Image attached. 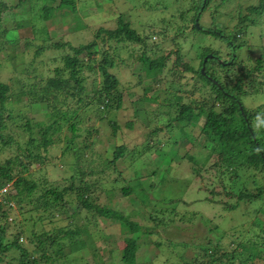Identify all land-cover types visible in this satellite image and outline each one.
Wrapping results in <instances>:
<instances>
[{"label":"rangeland","instance_id":"rangeland-1","mask_svg":"<svg viewBox=\"0 0 264 264\" xmlns=\"http://www.w3.org/2000/svg\"><path fill=\"white\" fill-rule=\"evenodd\" d=\"M5 1L10 5L11 14L1 21L2 28L8 30L17 28L18 39L11 48L12 43L7 44L6 52L13 49V58L6 57V52L0 53V82L9 84L8 101L5 105L15 110L17 115L19 111H24L27 115L43 119L41 114L37 115L32 109L24 108L28 102H32L31 94H27L20 101L16 100L14 94L23 90L39 89L52 77H56L55 69L64 67L63 57L67 51L64 48H58L54 45L55 43L61 41H71L74 45L87 43L94 39L100 27L116 28L120 15L130 21L132 27L147 38L148 43L147 51L142 44L128 41L124 43L112 41L106 46L108 53L116 58L117 67L110 70L117 75L120 82L119 90L123 96L122 106L110 115L118 122L120 128L113 131L101 121V118H106V115L101 116L99 113L92 112V121L81 122L82 129L76 138L72 137L74 143L71 148L64 150L68 145L66 139L71 137L65 127L61 136L64 138L60 144L50 146L51 161H46V163L50 162L47 167L42 168L44 164H32L30 170L34 178L43 180L47 177L49 184H53L54 187H63L71 183L70 177L75 174V182H78L82 176L96 183L97 188L100 186L99 190L108 188L110 191L106 192L105 200L100 198L99 202L106 206L107 201L112 198L110 202L114 208L118 209L117 215L124 214L130 220L139 222L142 228L139 232L136 258V261L140 262L138 264H181L194 257H202L206 263L212 264L206 256H203L202 250L213 244H221L222 249L219 253H224L234 250L236 246L249 245L254 238L264 239V196L254 202L248 199L242 200L235 209L228 207L227 203H234L236 198L226 195L224 187L228 191L241 187L246 175L231 180L228 174L217 173L214 168L217 154L212 153L209 158L210 148L204 146L206 137L200 129L203 118L198 125L191 128L182 122L174 121L172 125L169 124V120H174L180 113L183 103L198 106L204 102H210L211 96L207 87L206 95L193 88L192 85H200V80L191 78L193 73L185 71L182 65H176L177 55L180 53L183 61L190 62L197 68L202 44L227 49L225 39L217 41L211 36L212 34H199L192 30L194 25L192 18L195 15L193 5L200 0H178L169 10L166 9L167 2H171L170 0H160L159 5L156 3L157 0L147 2L144 0H78L77 15L81 13L85 16L82 19L85 26L77 29L75 23L77 15L69 16L61 13L63 10L59 9L57 13H61L60 17L44 22L50 39L49 44L38 37L34 30L35 25L30 22L24 25L30 18L28 13L30 0H23V4H19L20 0ZM259 1L212 0L206 13L201 16L199 24L206 29L218 27L228 32L227 34L233 35L232 33L237 30L236 26L241 23V18L250 13L249 6ZM43 2L59 4V0ZM257 20V23L245 21L246 28L240 34L238 41L243 46L233 53V55L237 53L238 57L251 68L257 64L258 58H262L264 53V13ZM162 23L167 24L166 29ZM179 28L184 29L185 33L182 34ZM3 34L0 33V35ZM186 37L187 42L183 44ZM171 38H175L174 44L170 43ZM28 40L31 41L29 44ZM37 44L52 45V47L41 54H36ZM161 44L162 46L159 47ZM143 52L153 57L166 55L167 64L158 81L145 77L146 73L140 60ZM141 74L142 77H140ZM184 74L187 76L183 77ZM84 75L89 92L94 93L99 85L100 76L97 75L98 84H96L95 76H90L88 70H84ZM149 84L152 86V91L145 93V87ZM179 84L182 85L181 90ZM252 92L253 95L244 98V103L248 107L255 108L264 102V96L255 93L254 90ZM176 94L181 95L183 99L180 102L175 100L173 105H169L165 99L172 98ZM75 102L76 99L72 98L63 103L58 101L56 107L66 109L68 107L66 105L69 104L74 108L77 105ZM84 106L85 104L82 107ZM218 107V109L221 108L219 105ZM83 115L84 112H81L80 117L82 118ZM261 120L257 121V124L261 123L258 127L259 136L264 143V135H262L264 116ZM21 121L23 120H18V122ZM129 122L133 127L128 126ZM90 126L94 128V131L88 133L86 129H90ZM153 131L157 134H152ZM29 136V133L21 131L16 134L14 139L17 140L14 144L0 151V162H6L19 145L22 147V143L17 142L26 140ZM122 144L127 145L128 152L117 162L119 173L111 169L102 174L97 172L88 175L90 170L86 169L88 172L81 174V169L88 168L89 165L95 170L104 171L108 165L106 160L112 158L114 148ZM82 147L85 148V152L83 162L80 164V160H76L82 154L80 153ZM130 151L134 154L131 162L128 155ZM21 159L25 161L24 154H21ZM74 161L76 164L72 165ZM24 173L28 174L27 171ZM238 174H241L240 171ZM117 178L121 180L117 181ZM256 180L257 183H247V188L252 193L257 192L258 186L264 185V176L261 173ZM126 184L131 187V191L130 194L123 195L121 186ZM99 190L96 191L99 192ZM23 206L19 208L17 205L10 212L8 221L13 223L9 229L11 233L18 232L20 228L23 231L24 226L28 224L25 218L29 215L27 212L33 207ZM68 208L64 212V210L60 211L58 206L52 219L46 220L47 222L45 221L42 226L36 225V231H41L42 227L44 231L54 233L61 230V227H74L75 222L82 223L80 228L83 236L91 245L90 248L95 250L91 249L88 254L82 251L69 253L68 259L60 260L61 264H95L93 254H96L95 258L98 261L101 258L108 264H130L122 260L121 252L126 246L124 237L131 235L129 230L124 229L122 222L97 211H94L97 219L93 217L88 221L86 210L80 213L79 209L74 218L71 216L74 209L69 206ZM108 208L114 210L111 206ZM91 215L90 213L89 217ZM145 215L147 216L144 217ZM71 219L74 221L68 224ZM89 225L92 227L90 228ZM88 231L94 233L93 236H89ZM47 236L48 234L45 237ZM21 237L31 250L27 235L23 234ZM98 254L100 255L97 256Z\"/></svg>","mask_w":264,"mask_h":264},{"label":"trees","instance_id":"trees-1","mask_svg":"<svg viewBox=\"0 0 264 264\" xmlns=\"http://www.w3.org/2000/svg\"><path fill=\"white\" fill-rule=\"evenodd\" d=\"M43 1L30 0L28 9L30 18L26 20L24 25L29 22L35 25L34 30L38 37L44 43L49 44L50 39L47 36L48 33L44 22L60 17L61 13L69 16L74 14L76 16L78 0H59L57 5L45 4ZM54 1L57 0H49V2ZM144 1L147 2L148 0ZM159 1H156L158 5ZM170 1L167 2L168 7L166 10L174 7L178 0ZM211 1L200 0L199 3H194L195 15L192 18L194 22L192 30L199 34H212L211 36L217 41L225 39L224 42L227 44V49H218L212 45L202 44V50L199 51L198 55L199 63L197 68L190 62L183 61V57L179 55L180 53L177 55L178 58L176 60V65H182L185 71L193 73L191 78H199L200 85H192L194 89L200 91L203 95L207 94L206 87L210 90V102H204L198 106H193L192 103H183L180 113L174 120H169V124L172 125L174 121L182 122L191 128L198 125L200 119L203 118L204 121L200 129L206 137L204 146L210 148L209 158L212 153L217 154L214 163L217 173L219 175L228 174L231 180L239 179L246 175L241 187L231 189V191L224 187L226 195L236 198L234 203H227L230 209H235L242 200L248 199L254 202L264 196V185L258 186L256 193H252L247 188L248 182L257 183L256 177L259 173L264 176V143L259 136L258 127L261 123L257 124V121H262L261 117L263 118L264 116V102L255 108L248 107L244 103V98L253 95L252 90L264 96V53L262 58H258V62L253 68L245 64L237 53L233 55L234 52L243 46L238 41L240 40V34L246 28L245 21L257 23L258 17L264 13V0L249 6L250 13L241 18V23L236 26L237 30L232 33L233 35L227 34L228 32L226 33L225 30H221L218 27L206 29L201 24L200 27L196 25L197 19L198 21L201 20V16L206 13ZM19 4H23V0H20ZM9 9L10 5L7 1L0 0V33H4L0 35V53L6 52L7 44L12 43L11 48L18 39L17 28L16 30L2 28L1 21L7 19L9 14H11ZM59 9L63 11L57 13ZM83 17L85 16H82L81 13L76 16L77 29L85 26L82 22ZM163 25L166 29L167 24L164 23ZM179 30L182 34L185 33L184 29L179 28ZM187 39L186 37L183 44L187 42ZM112 41L118 43L128 41L142 44L145 51H147L148 47L147 38L133 28L132 23L127 21L123 15L118 17L116 28L107 29L100 27L96 31L94 39L87 43L79 45H74L71 41L53 43L58 48H64L67 51V54L63 57L64 67H57L55 69L56 77H52L47 81L45 86L43 85L33 91L23 90L14 94L17 101L23 99L27 94H31L32 102H28L24 108L32 109L37 115L41 114L43 119L27 115L24 111H19L17 115L15 110L9 109L5 104L8 101L10 86L8 83L0 82V151L13 145L14 141L17 140L14 139V136L19 134L20 131L30 134L28 139H22V141L17 142L22 143V147L19 145V148L15 150V153L10 158L6 159V162H0V264H61L60 260L68 259L69 253L73 254L74 252L82 251L84 254H88L91 249L95 250V248H90L91 245L87 242L86 237L83 236L80 228L82 223L76 224L75 222L76 226L61 227V230L54 233L52 231H44L42 227L41 231H36V225L42 226L46 220L50 221L52 219V215L58 206L59 210H64V212L67 211L68 206L73 208L74 212L71 216L74 218L79 210L80 213L86 210V219L88 218V221L93 217L97 219V215L94 212L97 211L102 213V215L122 222L121 224L125 226L124 229L131 232L130 236L124 237L126 246L121 252L122 260L126 263L130 262V264L140 263L136 261L139 248V232L142 230L140 223L130 220L124 214L121 216L117 215L119 211L111 205L110 201L112 198L107 201L106 206H104V203L102 205L99 202L100 198L105 200L106 192L110 191L108 188L107 190H99L100 186L97 188L96 183L82 176L78 182H75V174L70 177L71 183L65 184L63 187H54L53 184H49L47 177L43 178V180L42 178H34L30 170L33 163L44 164L42 168L44 166L47 167L50 162L46 163V161H51L50 146L57 143L60 144L64 138L61 136L65 127L71 134V139H66L68 145H66L64 150L70 149L74 143L72 141L74 138L72 137L76 138L82 129L80 127L81 122L90 123L92 121V112L93 114L94 112L99 113L101 116L106 115V118H101V121L113 131L120 128L118 122L110 116L111 112L119 109L123 103L122 92L119 90V79L110 70L117 67L116 58L109 54V50L106 48L107 44H111L110 42ZM169 41L174 44L175 38H171ZM30 42L28 40V44ZM161 46L162 44L159 47ZM49 47H52V45L37 44L36 54L45 52ZM209 54H213V57L208 58L204 62L205 57ZM7 56L9 59L14 57L13 49L6 52ZM140 60L146 73L145 77L158 81L167 64L166 55L162 54L153 57L143 52L140 55ZM204 65L205 73L202 72ZM84 70H88L90 76H95L94 83L96 84H98L96 77L97 75L100 76L99 85L94 93L89 92L85 84ZM184 75L183 77L187 76V74ZM140 77H142V74ZM179 89H182L181 84H179ZM150 91H152L151 84L145 87V93ZM70 98L76 99L75 103L77 105L74 108L69 104L66 105L68 106L66 109L56 107L58 101L63 103ZM182 99L181 95L178 96L176 94L172 98H166L165 101L169 105H173L175 100L180 102ZM83 104H85L84 108L82 107ZM217 104L221 107L220 109H218ZM81 112H84L82 118L80 117ZM100 115L98 116L101 117ZM20 119L23 121L18 122ZM128 126L133 127L131 122L128 123ZM93 129L90 126V129L86 130L90 133L89 131L93 132ZM152 134H157V132L153 131ZM262 135H264V128ZM82 148L81 151L79 150L82 154L76 160H80V164L83 162V154L85 152V148ZM127 152V145L116 146L113 150V157L106 160L108 165L104 171L101 169L95 170L89 165L88 168L81 167V174L87 173L86 169L90 170L88 175L97 172L102 174L106 170L111 169L119 173L117 162L125 157ZM21 154H24L25 161H22ZM128 155L130 157L129 162H131L134 154L130 151ZM75 164L76 162L74 161L72 165ZM25 171L28 174H25ZM238 171L241 174H238ZM119 180L121 179L117 178V181ZM96 190H99V192ZM130 191L131 187L127 184L121 186L123 195L130 194ZM17 205L19 208H23V205L33 208L27 212L29 215H27L25 220L28 221V224L24 226L25 229L21 231L20 228L18 232L11 233L9 229L13 223L9 222L8 219L11 215V210H14ZM108 206H111L114 210H111ZM90 213L92 214L91 217H89ZM73 219L68 224H71L74 221ZM258 223L261 224V222ZM59 233L62 234L60 235ZM23 234H26L27 239L30 240L31 250L27 246L28 244L22 241L23 238L21 236ZM47 234L48 236L45 237ZM88 234L93 236L94 233L88 231ZM249 243V245L245 246L240 245L241 249L236 246L234 250L224 253H219L222 249L221 244H213L202 250V253L212 264H264V239L254 238ZM95 255L93 254L95 264H108L101 258L98 261ZM181 264L208 263L202 257H194L187 259Z\"/></svg>","mask_w":264,"mask_h":264},{"label":"water","instance_id":"water-1","mask_svg":"<svg viewBox=\"0 0 264 264\" xmlns=\"http://www.w3.org/2000/svg\"><path fill=\"white\" fill-rule=\"evenodd\" d=\"M196 25L198 27H200L198 19H197ZM211 57H213V54H209L208 56H206L205 59H204V62H206L208 60V58H211ZM202 72L205 73V65L202 67Z\"/></svg>","mask_w":264,"mask_h":264},{"label":"built area","instance_id":"built-area-1","mask_svg":"<svg viewBox=\"0 0 264 264\" xmlns=\"http://www.w3.org/2000/svg\"><path fill=\"white\" fill-rule=\"evenodd\" d=\"M6 190V189H5Z\"/></svg>","mask_w":264,"mask_h":264}]
</instances>
